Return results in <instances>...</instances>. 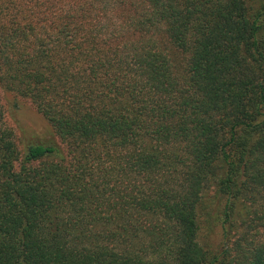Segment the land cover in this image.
<instances>
[{
  "label": "trees",
  "instance_id": "obj_1",
  "mask_svg": "<svg viewBox=\"0 0 264 264\" xmlns=\"http://www.w3.org/2000/svg\"><path fill=\"white\" fill-rule=\"evenodd\" d=\"M0 92V264H264V0H0Z\"/></svg>",
  "mask_w": 264,
  "mask_h": 264
},
{
  "label": "rangeland",
  "instance_id": "obj_2",
  "mask_svg": "<svg viewBox=\"0 0 264 264\" xmlns=\"http://www.w3.org/2000/svg\"><path fill=\"white\" fill-rule=\"evenodd\" d=\"M12 100L13 96L11 94L0 92V121L12 130L18 148L21 149L22 142H37L46 139L49 136V130L40 115L35 112L28 102L20 98L16 101L17 107H9L8 105L11 104ZM201 238L205 239V243L212 251L211 254L218 251L220 236L217 227L213 226L208 230L206 225ZM221 257H219V260H221ZM226 258L221 261V264H227Z\"/></svg>",
  "mask_w": 264,
  "mask_h": 264
}]
</instances>
